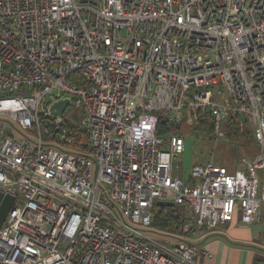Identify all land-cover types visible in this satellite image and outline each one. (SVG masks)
<instances>
[{
  "label": "built area",
  "instance_id": "1",
  "mask_svg": "<svg viewBox=\"0 0 264 264\" xmlns=\"http://www.w3.org/2000/svg\"><path fill=\"white\" fill-rule=\"evenodd\" d=\"M206 118L218 139L247 126L257 154L183 179V137L158 123ZM259 170L264 0H0V264H198V246L153 240V207L184 232L250 226Z\"/></svg>",
  "mask_w": 264,
  "mask_h": 264
},
{
  "label": "crops",
  "instance_id": "2",
  "mask_svg": "<svg viewBox=\"0 0 264 264\" xmlns=\"http://www.w3.org/2000/svg\"><path fill=\"white\" fill-rule=\"evenodd\" d=\"M236 168L235 165L228 171L233 172ZM256 177L259 189L264 188V170L256 172ZM238 222L237 215L229 225L209 234L197 233L193 236L192 242L209 255H200L198 264H264V204L260 206L255 223L243 226Z\"/></svg>",
  "mask_w": 264,
  "mask_h": 264
},
{
  "label": "trees",
  "instance_id": "3",
  "mask_svg": "<svg viewBox=\"0 0 264 264\" xmlns=\"http://www.w3.org/2000/svg\"><path fill=\"white\" fill-rule=\"evenodd\" d=\"M178 130V126L173 127L168 125L165 121L160 120L157 126L156 135L160 138H165L170 135H179L182 137V134ZM187 130L191 133H199L202 136L201 138L203 140H206L207 142L213 141L214 137L212 133V123L207 118L203 119L195 128H189ZM240 131L236 127L234 119H230L227 121L224 128V138L228 142H231V140L234 141L230 147V156H232L234 162H236L235 160L237 159V155L239 157L240 151H246L248 150V148L253 147V145L255 144L252 138V133L247 126H245ZM238 163L236 164V167ZM183 224L184 219L182 212L179 210V208L163 207L158 205H155L153 207L151 214L150 232L153 233V240L157 242H161L164 244L166 242L169 243V241H166V238H171L176 241H183L184 237H189L197 233L209 234L210 232L214 231H206L204 229H192L189 232H184L182 229ZM156 236H159L160 238H162V240L159 241L155 239ZM191 244L195 245L194 243Z\"/></svg>",
  "mask_w": 264,
  "mask_h": 264
},
{
  "label": "rangeland",
  "instance_id": "4",
  "mask_svg": "<svg viewBox=\"0 0 264 264\" xmlns=\"http://www.w3.org/2000/svg\"><path fill=\"white\" fill-rule=\"evenodd\" d=\"M69 108L66 112L65 116H68ZM240 131V130H239ZM242 132V131H240ZM184 140V149L183 153L176 157L174 160V167L177 169V173L180 174L183 179L189 177V173L191 168L194 165H199L201 163H207L209 161H213L216 165L229 168H234V166L239 162L242 158H249L251 160L252 156L256 154V146L248 148L246 151H240L239 157L237 155V159L234 162L232 156H230L231 151L230 147L233 144V140L228 142L225 138H213V141L207 142L203 140L199 133H191L187 129H182L180 131ZM17 139L20 138L18 134H15ZM193 236L184 237L183 242L193 243ZM157 240L161 241L162 238L156 236ZM167 241V240H166ZM161 243V242H157ZM171 243H174L171 241Z\"/></svg>",
  "mask_w": 264,
  "mask_h": 264
},
{
  "label": "water",
  "instance_id": "5",
  "mask_svg": "<svg viewBox=\"0 0 264 264\" xmlns=\"http://www.w3.org/2000/svg\"><path fill=\"white\" fill-rule=\"evenodd\" d=\"M68 102L67 101H63V102H60V103H57V104H54L51 109H50V112H51V115L53 116H61L64 109L66 108ZM0 198H1V195H0ZM13 203V198L11 197H4L3 201H2V204L0 205V227L11 207ZM158 206H163V207H173V204H170V203H162V202H159L157 203Z\"/></svg>",
  "mask_w": 264,
  "mask_h": 264
}]
</instances>
